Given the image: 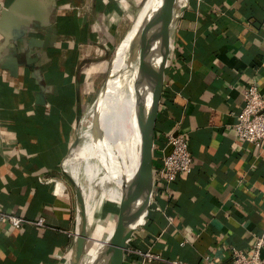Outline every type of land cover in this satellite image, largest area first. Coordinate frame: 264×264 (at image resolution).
Instances as JSON below:
<instances>
[{"label":"crops","instance_id":"obj_1","mask_svg":"<svg viewBox=\"0 0 264 264\" xmlns=\"http://www.w3.org/2000/svg\"><path fill=\"white\" fill-rule=\"evenodd\" d=\"M174 7L153 168L165 133L176 129L191 172L169 186L171 199L158 200L163 214L150 210L128 245L152 247L162 258L155 264H232L231 248L249 255L252 234L264 231V148L238 141L232 128L244 92L255 85L264 96V0ZM130 11L123 0H0V212L47 224L12 230L0 222V264H65L76 247L68 233L83 232L81 264L98 248L96 236L110 237L119 181H104L98 194L71 187L80 167L70 153L102 122L97 77ZM106 108L110 114L108 99ZM104 162L95 155L80 178L107 174Z\"/></svg>","mask_w":264,"mask_h":264},{"label":"water","instance_id":"obj_2","mask_svg":"<svg viewBox=\"0 0 264 264\" xmlns=\"http://www.w3.org/2000/svg\"><path fill=\"white\" fill-rule=\"evenodd\" d=\"M174 3L175 0H149L136 13L112 55L99 99L105 155L119 174L122 199L117 221L107 243L81 264H122L128 242L146 221L151 199L155 127L170 50V28L174 19L171 11ZM144 26L152 30L153 54L146 64L135 103L138 149L133 156H126L112 135L110 115L106 108L107 90L114 76V65L128 41L139 34V40L131 47V56H136L142 48L144 40L140 33ZM146 183L149 187L144 192ZM86 238L83 232H79L74 244L82 245Z\"/></svg>","mask_w":264,"mask_h":264},{"label":"built area","instance_id":"obj_3","mask_svg":"<svg viewBox=\"0 0 264 264\" xmlns=\"http://www.w3.org/2000/svg\"><path fill=\"white\" fill-rule=\"evenodd\" d=\"M190 0L182 3L178 0L177 7H185ZM175 8V7H174ZM176 9V8H175ZM236 121L232 128L235 138L256 147L264 148V96L258 92L255 85H251L243 94V105L236 114ZM191 153L184 134L176 131L165 133V147L161 157L159 168H152V188L149 211L163 214L158 200L171 199L169 186L181 175L191 172ZM58 183L57 180L46 178L43 183ZM148 211V212H149ZM0 222L8 225L12 230H20L25 225H33L37 228H47L43 217L29 220L10 213L0 212ZM69 236L75 238L77 233L69 232ZM253 241L249 246L250 254L242 250L231 248L232 264H260L261 250L264 247V231L252 234ZM131 258H135L132 260ZM132 260V261H131ZM206 262H210L209 256H204ZM162 258L152 251V247L145 249L127 245L124 251L122 264H155ZM170 264H187L182 261H172ZM210 264V263H209Z\"/></svg>","mask_w":264,"mask_h":264},{"label":"bare ground","instance_id":"obj_4","mask_svg":"<svg viewBox=\"0 0 264 264\" xmlns=\"http://www.w3.org/2000/svg\"><path fill=\"white\" fill-rule=\"evenodd\" d=\"M181 1L182 3L185 2V0H181ZM148 2L149 0H147V3ZM146 4H144V6ZM140 34L144 40L142 48L140 49V51H138L136 56L133 57L131 65L124 67L122 69L118 81L116 82L115 85L113 84L114 89L112 92L111 100H112V103L113 102L114 103L112 104L111 111L109 114L112 128L121 126L127 122L132 124L133 126L132 128L134 129L133 134H134L135 142H136L135 153L137 152V149H138V136H137L136 112H135L136 97L139 91L142 76L145 72V67H146L145 63L148 62V60L152 57V54H153V41H152L151 28L149 26H144ZM125 53H126V50L124 49L120 57L119 64L123 63ZM102 127L103 125H102V122L100 121L98 126H96L92 130V132L89 134L88 143L86 142L87 144L82 149L83 151L79 153H75V163H76L77 168L80 167L82 159H86L88 156H92V154L90 153V150L92 146L95 144L96 140L98 141L100 138L103 140L102 138L103 128ZM112 135H113V131H112ZM73 160H74V157H73ZM111 175L112 176H107L108 179H106V181H109V180L111 181V179L113 180L115 179V180H118L120 184V178H119V174L117 170L112 172ZM70 176L72 177V179L78 186L79 185L78 174H76V172L74 173L72 170V173L70 174ZM146 187L147 188L149 187L148 183H146L145 186L143 187L144 192L146 190ZM82 237L84 238L83 235ZM106 243L107 242H104L103 244L105 245ZM103 244L101 246L99 245L98 248L93 250V252L90 253V255L88 256V258L84 259V262L88 260L93 254L101 250L104 247ZM80 247H81L80 244H76L73 254L71 256H68V259H67L68 262L65 264H69V263L77 264L78 260L80 258L82 259V250Z\"/></svg>","mask_w":264,"mask_h":264},{"label":"rangeland","instance_id":"obj_5","mask_svg":"<svg viewBox=\"0 0 264 264\" xmlns=\"http://www.w3.org/2000/svg\"><path fill=\"white\" fill-rule=\"evenodd\" d=\"M123 1L125 3H127V6H128V8L129 7L131 8V11H130V14L126 13L127 17H126V15H121L122 19H123L121 21H122V24H124V25H123V28L121 29V31H119V34H118L119 36H117L118 37V42H116V43H119V41L121 40L122 36L124 35L126 30L128 29L132 19L136 15V13L144 6V4L147 3V0H123ZM177 3H178V0H175V3H174L175 6L177 5ZM127 10H129V9H127ZM175 11H176V9L173 7V9L171 11V16H173ZM139 38L140 37H139V34H138L137 37H134L132 39L131 47L136 42V40H139ZM113 42H114V40H113ZM127 45L128 46H126V48H125L126 53L124 55V61H123L122 64L118 63L117 66L115 67V69H114V81H113V83L110 86V89L108 91L107 99H108V105H109L110 111H111L112 104L114 103V102L112 103V100H111V97H112L111 94H112L113 89H114L113 84L115 85L116 82L118 81L122 69L124 67H127V66L131 65V63H132L133 56H130V54H129L130 53V45H129V43ZM107 49H108V51H107V53H105L106 55L103 57V59H105V61H106V64H104V66L102 67L104 69V71H103V73L99 74V77H97L98 79H97V82H96V86H97L96 91H98V93H97V98H95V104L94 105H96L98 103V101H99L100 90H101L102 84H103V82L105 80V77L107 75V71L106 70H107L108 64L110 63L112 55H113V53H114V51L116 49L115 48V44L113 43L111 45V47H108ZM146 64L147 63H145V65ZM97 112L99 114L98 105H97ZM99 119H100V117H99ZM100 121L101 120H99V122ZM132 127H133L132 124L127 122V123H125V124H123L121 126L114 127V129L112 130L115 138L117 139V144L119 145V148L121 149V152H123L127 156H132L135 153L136 142H135V137H134V134H133L134 129ZM82 135L80 136L79 142L75 146L74 150L70 153L71 155L83 151L82 149L88 143L89 134H87L85 136H82ZM90 153L92 154V156H88L86 159H82V161H81L80 169H79V173H78V177H79V180H78L79 185L78 186L81 187L82 190H83V188L86 189V193L93 192V193L98 194L100 192L101 188H102L101 187L102 183L104 181H106V179H108L107 176H110L111 175L110 173L114 172L116 170V168L109 161L108 157L105 155L106 154V150L104 149V143L103 142L102 143H97V140H96L95 144L92 146V148L90 150ZM95 155H102V157H104V160H105V162H104L105 163L104 170L105 169L107 170V174H105V173L102 174L103 171L101 170V173H99L97 176H95L94 180H90V182H88L89 180L88 181L82 180L80 178V174H81V172H83V168L85 167V164L88 162L89 159H91L92 157H95ZM68 183H70V182H68ZM71 183H73V182H71ZM71 183H70L71 187H77L76 183H73V184H71ZM103 185H104L103 186L104 188L108 187L106 183H104ZM89 186H92V190L91 189L87 190V188H89ZM92 208L89 207V210H92ZM98 233H99V235L102 233V228L100 230H98ZM108 239H109L108 236H107L106 240L102 239L101 236H96L95 239H93L96 242H94V241L93 242L97 246H99V245L101 246L104 243V241H108ZM100 243H102V244H100Z\"/></svg>","mask_w":264,"mask_h":264}]
</instances>
